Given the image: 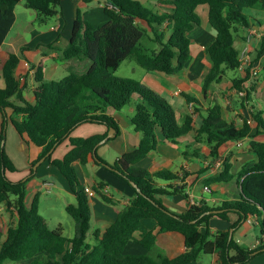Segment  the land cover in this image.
<instances>
[{"label": "trees", "instance_id": "trees-1", "mask_svg": "<svg viewBox=\"0 0 264 264\" xmlns=\"http://www.w3.org/2000/svg\"><path fill=\"white\" fill-rule=\"evenodd\" d=\"M106 1L108 5L104 11L108 23L96 27L77 18L70 43L63 52L65 60L89 61L84 73H70L59 81L47 82L44 69L39 66L31 67L35 70L32 76L19 77L21 59L16 53L9 52L2 71L5 88H0V113L4 119L0 135V205L9 211L15 210L17 220L6 232L0 228V264L7 261H31L30 264H192L203 255L214 254L219 264L249 263L264 253V142L250 143L256 161L241 168L236 175L232 173V157L227 156L222 170L207 181L208 185L223 184L236 177L240 189L237 200H226L218 205L206 201L189 204L181 215L171 212L162 201L164 197L183 192V179L179 174L170 170L151 173L136 166L157 150L159 139L177 144L193 131L197 134L194 154L205 157L201 149L207 146L210 166H214V162L221 159L224 145L264 136V112L252 114L254 128L247 121L238 127L224 119L221 106L216 105L207 110L199 128L195 129L191 115L179 123L173 106L165 98L139 81L116 77L114 73L127 59H134L148 72L182 73L191 58L190 33L202 25L197 9L207 6L208 22L216 37L208 47L211 68L202 86L206 96L214 84L223 81L228 71L240 68L241 51L235 45L236 37L239 29L250 28L247 12L262 0H165L163 2L174 7L163 14L137 0ZM22 2L44 22L62 15L63 0H0V48L15 24L16 7ZM147 28L152 30L158 49L150 50L141 45L151 33ZM263 52L264 47L257 59ZM245 74H250L249 69ZM31 81L34 102L25 96ZM244 81L236 78L232 83L235 88L245 91ZM186 100L188 105H199L194 97L187 96ZM133 101L132 124L142 138L135 150L122 155L113 165L97 152L107 141L108 132L89 138H71L72 132L84 124L102 125L108 130L113 128L118 137L121 134L119 125L109 111L120 112ZM8 111H12L13 116L9 117ZM9 122L28 144L42 150L33 167L46 158L45 161L68 180L76 195V204L66 207L67 214L75 222L73 238L65 237L61 227L56 230L48 227L39 212V194L30 206L27 205L28 183L35 176L33 170L25 180L12 181L7 177L8 172L17 171L5 149ZM67 139H70V150L63 160H53V153ZM76 162L82 165L94 163L115 174L136 192V197L119 213L114 224L92 234L95 244L88 242L92 210L87 188L75 170ZM160 181L170 184L162 187ZM103 199L110 201L106 196ZM232 216L236 221L233 222ZM214 218L230 223L229 229L213 234L210 222ZM249 218L255 220L254 225L259 226L261 234L260 244L253 250L241 246L234 237L241 226L248 224ZM145 220H154L161 233L182 235L185 252L172 259L158 253L156 234L143 224ZM137 232L141 234L139 240L135 238ZM131 241H136L148 254H126L125 249Z\"/></svg>", "mask_w": 264, "mask_h": 264}, {"label": "crops", "instance_id": "crops-1", "mask_svg": "<svg viewBox=\"0 0 264 264\" xmlns=\"http://www.w3.org/2000/svg\"><path fill=\"white\" fill-rule=\"evenodd\" d=\"M137 1H140L143 5L159 14H163L174 7L170 3L163 2L165 0ZM106 5H108V2L106 0H90L88 2H85L83 0H63L62 15H58L56 17L58 26H53L50 29V32L34 30L32 41H30L29 43L24 42L20 45V48L14 49V53H16L19 57L20 55L18 51L24 53L31 52L34 49L41 52L42 56V59L37 62H31L28 59H22L20 57L21 65L18 70V76L23 77L27 74L32 76L34 74L33 72H35V70L32 69L33 71L29 72L26 69V64H29L32 68L41 66L44 69L46 77L48 67H46L47 62H44L43 59H49L52 61L50 62L53 66L52 69H55L58 66V63L53 61H59L60 59H62V61H70L64 59L63 52L68 47L72 38L75 21L80 17L83 20L91 22L96 27L105 25L109 21V18L104 11ZM258 6V11L256 10L249 16L251 20L250 28L239 29V32L240 30H243V35L238 34V42L235 41V45L241 51V53L247 49L252 58L256 60L255 64H257L260 68L258 78H252L250 74L247 75L244 72L238 70V76L234 78H229L227 76L224 77L221 83L214 84L209 89L207 95H204L202 89L203 80L208 73L198 78L195 72L205 70L206 68L210 70L211 68V62L208 56V47L216 37V32L211 26H208L204 29L202 28V26H200L190 33V38L192 40V53L190 61L187 63L182 73L177 75H168L166 78H163V76L160 75L153 74L155 75V84H157L158 86L156 88H158V90L160 91L159 95H168V97L173 100H175L176 98L185 99L184 108L176 107L180 110L179 114L181 120H178L179 123H182L187 115H190L186 100L187 96H190V93L194 94V96L191 95L190 97H194L199 101V105L194 107L195 111H197L196 108L201 110L197 111L198 117L193 120L194 126L196 127L200 125L203 116H205L207 110L211 108V105L208 107L205 105V101L209 102L210 99L212 100L213 95H218L222 100V103H219V106H221L222 108L224 119H226L228 122L235 123L238 127L243 126L245 119H247V121L251 120L252 114L249 111L251 108L256 111L255 113L264 112V52L261 54L260 59H257L259 52L264 47V11H261L262 9H264V0H262ZM197 11H203L202 13L205 14L208 20L209 8L207 6H201L197 9ZM15 13L17 21L16 10ZM252 31H255L256 34H254L248 41V38ZM9 35L10 34H8L3 46L0 48V88L2 89L5 88V81L3 79L2 71L9 57V53L4 52V47ZM8 44L11 45V43ZM145 78H147V76H145ZM226 78L229 79L228 82H225ZM236 78L245 80L243 83V87L246 90V99L248 100L246 106H238L237 101H235V99L233 98L231 101L227 99L229 94L233 96L234 93L237 92L236 89H234L232 92H230V90L228 91L229 87H233L232 80ZM255 83L257 84L255 85ZM33 91L34 85L31 81L30 87L25 94L26 98L30 102L35 101ZM248 91L250 93L249 96ZM262 94L263 97H261ZM223 97L224 99H226L225 101H223ZM109 114L115 118L116 122L119 125L121 134L118 137L112 138L110 140L108 139L109 141L107 140L103 145H101L97 152L98 155L103 158L108 164L113 165L122 155L131 152L138 147L142 135L134 130L132 122L122 111L115 112L113 110H110ZM8 116H13L12 111H8ZM3 122L4 119L2 114L0 113V135L3 127ZM84 125H81L79 127H82ZM90 125L96 126V128L85 129L86 132L76 134L75 137L89 138L94 135H104L109 132V130L105 126L97 124ZM251 127H255V121H253ZM76 129L74 131H76ZM8 131H11V140L6 141L5 149L7 155L15 164L17 171L14 173L8 172L7 177L12 181H20L19 178H16L18 177L16 173L21 170V165L16 163L15 158L16 155L19 154L22 162L21 164L24 168L25 176L29 177L32 173V170L34 171L35 176L30 181H37L38 189L35 196L39 194L41 197L42 194H44L54 197L53 199H44L43 203L42 199H40L39 212L42 213L41 208L43 204V206L48 208L51 212L54 211V202H56L55 200L57 199L61 200L62 206L66 211V207L70 204H73L71 203L73 200L76 201V195L72 191L68 180L60 173V171L56 167L51 165L49 161H44L35 171V166L33 167L32 165L35 161L38 160L42 150L32 144H28L23 138H21V136L15 131L11 122L8 123L7 134L9 133ZM194 133L195 132L193 131L190 135L180 139L179 141H177V144L168 143L162 138L159 139L157 150L152 152L148 156V158L144 159L136 166L138 169L146 170L151 173L170 170L179 174L183 181L181 183L178 180V183H181V185L184 186L183 192L174 196H167L162 199L165 207L168 208L171 212L178 215L185 213L188 209V205L192 201L195 204H199L201 201H206L210 204L218 205L223 201L237 200L239 198L240 189L236 177H234V179L229 183H213L210 185L205 184L211 177L219 173L223 167H221L220 165H217V167L215 165L210 166L211 160L207 157L209 155V149L207 146H203L201 149V152L205 157H198L194 154ZM72 134L71 138H74L72 137ZM253 141L264 142V136H258L256 138L248 137L244 140H241L242 146H238L237 141L228 143L222 147L221 158L226 157L230 154L234 164L232 169V173L234 175H236L244 166L256 161V156L250 151V143ZM8 145L12 149V153L10 152V154L8 151ZM59 147H57V149L53 153V160H63L64 156L70 150V139L64 141ZM74 167L81 183L86 188H89L95 192V195L93 197L89 196L92 218L91 232L88 239L89 243L95 244V241L92 238V234L97 229L106 230L112 224H114L119 216V213L127 208L130 205L131 201L136 197V192L131 186H129L125 181L117 177L115 174L94 163L82 165L81 163L76 162L74 164ZM159 184L162 187H166L170 183L160 181ZM101 186L104 187L100 188ZM206 188H208V190H206ZM103 196H106L110 201H105L103 199ZM16 220L17 213L15 210L9 211L5 206L0 205V228L3 231L6 232L8 228H10V226L16 222ZM232 220L233 222L236 221V217L232 216ZM143 224L148 229H151L155 232L157 237L156 243L158 253H162L172 259L185 252L186 248L182 235L174 232L161 233L159 231L157 223L154 220H145ZM247 226L249 227L243 229V225L237 231L243 229L241 231V235L245 237L251 234L249 241L245 244L242 237L236 238L235 236L237 234V231L234 235L235 240L241 246L249 250H252L253 248L256 249L258 248L257 242L260 241L261 234H256L252 229V226L256 225L247 224ZM59 227L62 228V224H59L57 229ZM229 227L230 223L218 218H214L210 222V229L213 234H216L218 232H225L229 229ZM135 238L137 240L141 238L140 232L135 233ZM125 253L129 255H145L148 254V251L145 250L136 241H131L127 245ZM211 256L213 257V264H219L217 255L214 254ZM258 257H260L259 260H257ZM199 260L192 264H197ZM11 262L12 261H7L5 264L31 263V261ZM201 264L203 263L201 262ZM247 264H264V253L254 257Z\"/></svg>", "mask_w": 264, "mask_h": 264}, {"label": "rangeland", "instance_id": "rangeland-1", "mask_svg": "<svg viewBox=\"0 0 264 264\" xmlns=\"http://www.w3.org/2000/svg\"><path fill=\"white\" fill-rule=\"evenodd\" d=\"M258 7L259 6L252 8V9H249L247 12L248 15L250 16L256 10L258 11ZM261 11H264V9H262ZM16 12H17V21H16V24L14 25L11 33H9L10 35L6 41V45L4 47L5 48L4 52H8V53L14 52V49L20 48V45L22 43H24V42L29 43L30 41H32L34 30H40L42 32H50V29L53 26H55V27L58 26V21H57L56 17L49 18L46 20V22H42L40 20V18L37 17V13L33 10L27 9L23 2L17 6ZM202 12L203 11H199L198 14L202 20L201 26L204 29L210 25H209V22L205 16V14H203ZM149 31L151 33L141 41V45L147 49H150V50L158 49L157 44H155V42L153 40L154 35H153L152 30H149ZM239 35H243V30H240ZM236 41H237V37H236ZM8 43H11V45ZM237 45H238V43H237ZM18 53L22 59H28L31 62H37L40 59H42L41 52L36 51L35 49L31 52H24L23 53V52L18 51ZM43 60H44V62H47L46 67H48L47 76L45 77L47 82L59 81V80L63 79L64 77H66L67 75H69L70 73L82 74L86 71L88 64H89V61H87V60L80 61L77 59H73L70 61H62V59H60L59 61H53V62H57L58 66L55 69H52L53 66L50 63L52 61L49 59H43ZM209 71L210 70L208 68H206L205 70L195 72V74L198 76V78H200L201 76L205 75ZM153 74L163 76V78H166L168 76V75L163 74V73L148 72L145 69H143L142 67H140L134 59H127L125 62H123L121 64L119 69L114 73V75L116 77L129 78V79H134L136 81H139L143 85L151 88L157 94H160V91L158 90V88H156L158 86H157V84H155V75H153ZM238 74H239L238 71L230 70L227 72V77L234 78V77L238 76ZM145 76H147V78H145ZM228 81H229V79L226 78L225 82H228ZM256 84L257 83H255V85ZM255 85H254V89H255ZM234 89H236L237 92L234 93L233 96H231L229 94L227 99L231 101L233 98V99H235V101H237L238 106H241V105L246 106L247 101H248L246 99V95L241 96L240 95L241 91L239 89L235 88L234 86L229 87L228 91L230 90V92H232ZM191 95L194 96L193 93H190V96ZM220 95H221V93H220ZM161 96L163 98H165L173 106V108L176 112V115H177V120L180 121L181 120V117L179 114L180 110H179V108H176V107L184 108L185 107V99L176 98L175 100H173L170 97H168V95H162L161 94ZM261 97H263V94L261 95ZM225 100L226 99H224V97H223V101H225ZM219 103L221 104L222 100L218 95H213V99L212 100L210 99L209 102L205 101V105L207 107L210 105H211V107H213V106L219 105ZM187 107L189 109L190 115L192 116V119L194 120L195 118H197L198 113L194 109L195 106L194 105L193 106L188 105ZM249 111L251 114L256 112L253 108H251ZM122 112L124 114H126L127 117L130 119V121L132 122V119H133L134 114H135L134 113V101L130 106L125 107L122 110ZM250 118H251V116H250ZM252 120H254V119H252ZM245 121H247V119H245ZM199 126L198 127L195 126V129H198ZM91 128H96V126L87 124V125H84L82 127H79L76 129V131L72 132L73 133L72 137L76 138L75 137L76 134L84 133V132H86L85 129H91ZM10 135H11V131L8 134L6 131V141L11 140ZM196 135L197 134L194 133L195 137H196ZM8 151H9V154H10V152L12 153V149L9 147V145H8ZM228 156H230V154ZM15 158H16V163L21 165L20 166L21 170H19L16 173V175L18 176L16 178H19L20 180L27 179L28 176L27 177L25 176L24 168H23V165L21 164L22 162H21V158H20L19 154L16 155ZM224 161H225V157H223L219 160H216L214 162L215 163L214 165L216 167H217V165H220L221 167H223ZM205 184L208 185L207 182ZM37 189H38V185H37L36 180H32L28 183V191H27V205L28 206H30L32 204L33 199L35 197V194L37 192ZM53 198H54L53 196H50V195L48 196V195H44V194H42V196L40 197V199H42V203H43L44 199H53ZM55 201L56 202H54V211L51 212L48 208L43 206L44 205L43 204L42 208H41L42 213L41 212L40 213L45 218V220L47 221L50 229L55 230V229H57L59 224H62V228L64 230V236L67 237L68 239H71L74 237V233H75V222L64 210L61 200L57 199ZM71 203L76 204V201L73 200ZM248 227L249 226H247V224H246V225H244L243 229L248 228ZM243 229H241L240 231H237V234L235 237L236 238L242 237L244 240V243L246 244L249 241L251 234L247 237L241 235V231ZM252 229L254 230V232L256 234L260 233V228L258 225L252 226ZM259 258L260 257H258L257 260H259ZM201 262L203 264H213V257L211 255H203L197 264H201Z\"/></svg>", "mask_w": 264, "mask_h": 264}, {"label": "built area", "instance_id": "built-area-1", "mask_svg": "<svg viewBox=\"0 0 264 264\" xmlns=\"http://www.w3.org/2000/svg\"><path fill=\"white\" fill-rule=\"evenodd\" d=\"M254 34H256V32L255 31H252V33L250 34V36L248 38V41L251 39V37ZM240 57H241V66H240V68L238 70L245 73L249 69V72H250L251 77L252 78H255V79L258 78L259 72H260V70H259L260 68H259V66L257 64H255V61L252 58V56L249 54L248 50L247 49L244 50L241 53V56ZM26 69L29 72H32L33 71L32 68H31V66L29 64H26ZM240 95L241 96H244V95H246V92L245 91H241ZM191 105L193 106V104H191ZM247 122L250 125L253 124V120L252 119L251 120H248ZM238 146H242L241 141H238ZM206 190H208V188H206ZM86 191H87V193H88V195L90 197H93L95 195V192L93 190L89 189V188H87ZM194 204L195 203L193 201L190 203V205H194ZM247 223L249 225H254L255 224V220L253 218H249ZM259 244H260V241L257 242V245L258 246H259ZM255 248H256V246H255Z\"/></svg>", "mask_w": 264, "mask_h": 264}, {"label": "water", "instance_id": "water-1", "mask_svg": "<svg viewBox=\"0 0 264 264\" xmlns=\"http://www.w3.org/2000/svg\"><path fill=\"white\" fill-rule=\"evenodd\" d=\"M116 137V130L115 129H113V128H111V129H109V132H108V136H107V139L106 140H108V139H112V138H115ZM105 142V141H104ZM3 145H4V142H3ZM45 159L46 158H43L42 160H40L36 165H35V167H34V170L36 171L37 170V168L45 161ZM132 186L134 187V188H137V186L135 185V184H132ZM233 238V230H231V232H230V239H232Z\"/></svg>", "mask_w": 264, "mask_h": 264}]
</instances>
